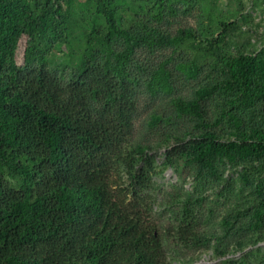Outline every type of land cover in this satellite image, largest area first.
<instances>
[{
	"label": "trees",
	"instance_id": "16d2710c",
	"mask_svg": "<svg viewBox=\"0 0 264 264\" xmlns=\"http://www.w3.org/2000/svg\"><path fill=\"white\" fill-rule=\"evenodd\" d=\"M66 1L77 6L76 0ZM48 3L43 2L45 23L51 17ZM34 6L32 0H0V264H170L157 224L141 211L140 190L150 185L155 166L150 145L129 141L136 111L129 67L137 48L176 47L196 32L162 31L164 13L176 14L167 0H85L79 15L92 11L87 45L73 76L63 82L49 68L48 48L34 38L25 45V60L16 62L17 42L38 29ZM123 7L133 17L128 26L119 21ZM226 30L223 22L216 44ZM172 60L166 57L149 71L151 95L173 92ZM175 68L186 78L199 72L194 60L178 61ZM222 85L237 86L244 102L260 105L264 113V52L236 58ZM218 87L199 88L191 99L175 97L177 114L203 118V104ZM230 117L239 128L237 138L220 142L204 121L197 151L209 163L221 155H264V128L240 129L241 116ZM120 169L141 188L132 190V200L113 187ZM263 213L261 204L252 227ZM171 231L184 246L208 240L188 204Z\"/></svg>",
	"mask_w": 264,
	"mask_h": 264
},
{
	"label": "rangeland",
	"instance_id": "374dc122",
	"mask_svg": "<svg viewBox=\"0 0 264 264\" xmlns=\"http://www.w3.org/2000/svg\"><path fill=\"white\" fill-rule=\"evenodd\" d=\"M129 1L148 5L154 2ZM167 1L175 7L176 14L164 13L159 24L162 31L174 34L181 27H190L197 36L176 47L137 48L129 67L136 100L134 130L129 141L133 145H150L155 172L150 185L141 189L120 169L121 178L113 187L117 192L121 190L127 201L132 200L133 189H141L145 201L141 209L143 218L157 224L170 264H264V213L261 223L251 226L255 209L264 204V155L235 159L221 155L209 157V163L195 144L196 136L205 130L204 121L210 122L208 129L220 142L235 140L239 128L230 113L241 116L240 129L264 128L261 106H248L237 86L222 85L236 58L264 52V0ZM43 2L32 0V16L38 29L33 37L23 34L16 45L15 59L18 64L25 60V45L34 38L38 47L48 48L51 71L67 82L87 45V20L90 22L92 11L82 19L79 10L86 11L82 7L85 0H76L75 7L66 0H49L46 8L51 17L45 23ZM119 21L124 26L133 23L128 7L120 10ZM223 22L227 23L225 40L216 44ZM169 56L173 59L170 67L174 72V90L151 95L146 87L149 71ZM183 60L196 62V77L186 78L175 68ZM216 84L219 87L203 104V118L177 114L172 102L175 97L191 99L199 88ZM142 166L143 163L137 165ZM185 204L195 209L199 231L208 239L201 246H184L171 231Z\"/></svg>",
	"mask_w": 264,
	"mask_h": 264
},
{
	"label": "bare ground",
	"instance_id": "6f19581e",
	"mask_svg": "<svg viewBox=\"0 0 264 264\" xmlns=\"http://www.w3.org/2000/svg\"><path fill=\"white\" fill-rule=\"evenodd\" d=\"M198 264H206L205 262H200V263H198Z\"/></svg>",
	"mask_w": 264,
	"mask_h": 264
}]
</instances>
